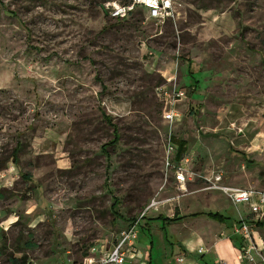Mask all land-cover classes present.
Listing matches in <instances>:
<instances>
[{
  "label": "rangeland",
  "instance_id": "obj_1",
  "mask_svg": "<svg viewBox=\"0 0 264 264\" xmlns=\"http://www.w3.org/2000/svg\"><path fill=\"white\" fill-rule=\"evenodd\" d=\"M101 1L0 0V218L12 208L19 214L0 227V264L49 248L34 264L59 262L64 249L68 264L97 259L151 198L166 201L148 218L213 210L228 222L246 217L245 204L205 188L211 172L223 184L264 190V0H173L174 16L162 23L140 12L111 19ZM111 124L118 139L102 147ZM171 136L186 142L183 189L164 166ZM203 218L192 228L138 226L140 253L127 262L151 256L159 264L164 231L172 241L223 227ZM31 219L40 221L29 228ZM171 256L173 264L182 254L174 247Z\"/></svg>",
  "mask_w": 264,
  "mask_h": 264
},
{
  "label": "built area",
  "instance_id": "obj_2",
  "mask_svg": "<svg viewBox=\"0 0 264 264\" xmlns=\"http://www.w3.org/2000/svg\"><path fill=\"white\" fill-rule=\"evenodd\" d=\"M102 11L111 19L123 20L130 17L134 12H144V19L162 23L170 20L174 16L173 0H127L125 2L119 0H104L101 4ZM182 91H176L175 96L181 97ZM164 118L172 119L173 112L166 111L163 114ZM174 145L168 139L167 148L165 150L164 166L170 167L173 181L179 189L184 188V184L189 180L187 177V169L182 166V161L185 158L175 161ZM182 159V160H181ZM177 160V159H176ZM205 182V188L216 189L222 192L227 200L234 206L237 204H245L250 212L261 218L264 214V190L252 188H240L228 186L221 182L219 173L211 172L207 176H202ZM166 200L151 198L139 211L137 217L129 222L127 226L119 229L112 245L105 250L101 255L94 259L93 256L84 257L80 263L70 264H126L133 254V244L137 234L139 220L143 218L149 210H155L157 206ZM232 234L241 238V243L237 249V258L240 261H245L248 264H264V254L257 247L252 237L250 222L239 217L234 222L231 228ZM93 251V249H91ZM198 252H202V248H197ZM176 261H181L178 256ZM129 263V262H127ZM215 264H225L224 261L218 260Z\"/></svg>",
  "mask_w": 264,
  "mask_h": 264
},
{
  "label": "crops",
  "instance_id": "obj_3",
  "mask_svg": "<svg viewBox=\"0 0 264 264\" xmlns=\"http://www.w3.org/2000/svg\"><path fill=\"white\" fill-rule=\"evenodd\" d=\"M141 14L144 15V12H142ZM147 20H149V19H147ZM191 87L193 89V85H191ZM176 139L184 141V148H185V145H186L185 140L180 139V138H176ZM173 145H174V155H175L176 144L173 143ZM254 164H255V162H254ZM226 185H228V184H226ZM228 186H233V185H228ZM234 187H236V186H234ZM237 187H239V186H237ZM220 193H222V192H220ZM159 205H163V203H161ZM159 205L157 207H159ZM157 210H159V209H157ZM33 211L34 210H32V208H30L27 211H25L24 213L27 217ZM206 212L219 213L220 215H222L223 220H217L214 218L206 217L204 215V213H205L204 211L188 212L187 214H184V213L179 214L180 216H177L178 219L175 216V215H177V212H174L171 217L167 216L166 214H161L160 212H158V213L152 215V217H150V218H148L145 215V217H143L139 220L138 226L140 229H143V230L148 229V227H149L148 222L150 220H152L154 223H156L155 222L156 220L159 221V223H161L163 221L162 218H169V219L175 218L173 221L164 222L165 225H169L171 222H176V224H182V223L187 224L188 222L193 221V223L189 225L191 228L194 225L195 220L196 219L199 220L201 217H205L203 219L207 218V219H210V220L217 222V223L211 222L213 224L223 225V227L221 229H219L217 232H215V236H213V237H205L202 233L194 232V230H190V233L187 236H185L186 234H182L179 238H175L172 241H170L169 239L165 240L164 237H161L162 239L159 238L158 240H156V246L159 247L158 249L161 250V252H160L159 258L156 261L157 263H159V264H171V261L169 262V259L172 258L171 252L174 250V247H176L177 250L180 251V253L182 254V256H180L182 258V260L176 261L175 258H177L178 256H173V261H174L173 264H215L216 261H218V260L224 261L225 264H248L247 262L240 261L237 258V249L241 243V238L235 234H232L233 236H231V237H229V236L226 237V235H228L230 232L232 233L230 225L234 223L233 220L231 222L226 221L227 219H226L225 215L223 213H221L220 210H213V211H206ZM0 213H2V211ZM17 214L18 213H16V211H14L13 208L8 210L7 212H5L3 214V216L0 218L2 220L0 222V227H5V226L9 227L11 225V223H14L17 220V217L19 216V214L18 215ZM146 214H148V212ZM236 217H237V219L235 221H237L239 219V217H242L243 219L250 222L253 240L256 243L257 247L264 254V214L261 218H256V216H254L253 214H250V212L246 217L243 216L242 213L240 212L239 214L236 215ZM24 219H26V218H24ZM40 220H41V218H40ZM40 220H36V221L34 219H31L30 221L27 220L28 221L27 226L29 228H33L36 225V222L40 221ZM33 221H35V222H33ZM199 221H201V220H199ZM127 224H125L122 228L127 226ZM156 224H158V223H156ZM252 225L255 226L254 229H252ZM260 234L262 235V237L259 236ZM166 238H167V235H166ZM223 241H225V242H223ZM144 242H145L146 246L148 247V250L151 251L152 246H153L152 239L146 240V238H145ZM137 243H138V233L136 234V238H135V241L133 244V252L136 254H139L140 252L137 249ZM111 245H112V242H111ZM225 246H226V248L230 249L232 253L230 252V254H228V252L224 251ZM198 247L202 248V252L197 251ZM52 252L53 251H51V248L47 249L46 252L45 251L44 252L38 251V249L33 251V253H31V254L29 252H25L27 255L26 262H27V264H34V262L36 263V259H38L40 257V255H49L50 256ZM64 253L66 254V258L62 257L59 259V262L50 263V264H68V262H69L68 251L66 249H64ZM93 258L95 259V257H93ZM151 262H152V259L150 256L149 264ZM126 264H131V263L126 262Z\"/></svg>",
  "mask_w": 264,
  "mask_h": 264
},
{
  "label": "trees",
  "instance_id": "obj_4",
  "mask_svg": "<svg viewBox=\"0 0 264 264\" xmlns=\"http://www.w3.org/2000/svg\"><path fill=\"white\" fill-rule=\"evenodd\" d=\"M104 0L101 1L100 3V8H101V4ZM127 1V0H125ZM123 1V2H125ZM102 10V8H101ZM124 20V19H123ZM262 62L264 64V59H262ZM104 121L106 123H110L109 120L110 118L106 115H102ZM112 126V137L102 145V147H104L105 145H110V144H114L117 139H118V132H117V129L116 127L111 124ZM169 140L176 144V153H175V158L178 160L179 158H181V156L183 155L184 151H185V148H184V141L182 140H178L176 139L175 137L171 136L169 138ZM20 143L19 142H16L15 146L13 147L12 149V159H13V163L14 164H17L18 163V158H17V153L19 152V149H20ZM117 204H118V200L117 198L113 197L112 200H111V203L109 205V209L112 213L113 216H118V213H117V210H116V207H117ZM204 215L206 217H209V218H214V219H217V220H223V217L222 215H220L219 213H216V212H205ZM145 217V216H144ZM175 218H162V222L160 223V228L161 230H164L165 228V223L164 222H168V221H173ZM164 239L166 240V233L164 231ZM25 246L26 248H30L32 245V243H28V242H25ZM150 249V248H149ZM2 253H3V249L2 247H0V256H2ZM26 254V253H25ZM10 258V262L11 264H27L26 260H27V257L24 256L23 258H12V257H9Z\"/></svg>",
  "mask_w": 264,
  "mask_h": 264
}]
</instances>
